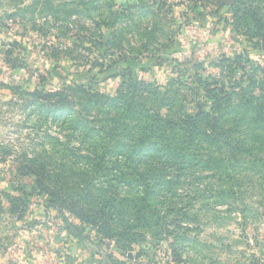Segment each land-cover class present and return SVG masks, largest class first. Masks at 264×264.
Here are the masks:
<instances>
[{
    "label": "rangeland",
    "instance_id": "1",
    "mask_svg": "<svg viewBox=\"0 0 264 264\" xmlns=\"http://www.w3.org/2000/svg\"><path fill=\"white\" fill-rule=\"evenodd\" d=\"M253 10L262 16L264 0H0V264H28L30 252L41 254L37 264H68L83 252L98 264H264V26ZM135 80L146 87L125 86ZM119 92L142 116L210 119L179 171L156 164L152 151L129 157V147L156 138L177 147L179 130L140 137L146 122L130 124L104 162L119 157L140 176L122 181L125 202L111 225L119 235L107 239L77 219L65 191L88 181L77 168H89L90 140L116 145L113 135H73L71 122L100 129L112 109L89 96ZM55 105L72 116L53 113ZM213 129L222 143L211 146L203 133ZM140 179L158 199L130 216L131 200L146 194Z\"/></svg>",
    "mask_w": 264,
    "mask_h": 264
},
{
    "label": "trees",
    "instance_id": "2",
    "mask_svg": "<svg viewBox=\"0 0 264 264\" xmlns=\"http://www.w3.org/2000/svg\"><path fill=\"white\" fill-rule=\"evenodd\" d=\"M251 14V19L256 24V26L258 28L263 27L264 13L261 16L258 10H253ZM198 83H200V85L205 90L208 88L207 83L202 82L201 79L198 80ZM125 86L134 91L138 87L145 85L141 81L135 80L134 82L128 85L126 84ZM262 88L263 95L261 97L264 98V83L262 84ZM239 91L243 92L245 90L240 88ZM56 94L61 98L63 97L62 93L58 92ZM33 95L36 98H40L42 100L48 99V97L44 96L43 93L35 92ZM250 98L254 99L253 97ZM89 100L90 101L88 103L94 104L97 106V108L104 109L105 107H110L113 114L109 117L99 119L97 122L102 126L97 130L88 129L83 121L74 119L71 122L72 134L79 135L81 139L85 140L88 137L92 139V136L95 133L99 134L97 135L98 140L103 138L100 136V134H106L107 137L113 135L116 145H112L108 141V138L100 142L90 140L87 151L92 153L93 157H87V160H89V168H77L79 173H85L83 176H88V181L83 183L82 188H80V185L77 184V182H74L72 186L66 187L65 194L66 200L73 202V204L76 205L77 208L75 211V216L81 223L96 227L99 232H101L107 239H112L117 237L119 234L114 231L116 229H113L111 225L116 223L117 218L121 216V208L123 207V202H125V199H121L118 193L121 191V185L123 186L122 181L129 180L127 178L130 177L128 174L129 171L136 173L134 175L135 180H138L136 179V176L140 175H137L139 168L136 165H133V168H128L126 165L118 163L119 157L115 159L114 165L106 166L104 157H106L108 152L119 150L120 146L122 147L120 144V138L126 134V130L129 129L128 127L130 124H134V126L137 127L139 122H146L140 137L144 136L148 130L152 131L151 129H154V131H152V133H154L156 130L164 129L166 127L171 129L169 134L171 137H174V134L176 133H174L172 130H179L181 133V141L178 143L177 147H172L169 144L159 143V141L156 140L157 138L149 146L142 147L141 145L136 151H133L136 149V147H129L132 152L129 156L130 158H132L133 154L145 155L152 151L153 160L156 164L160 163L164 168L167 162H172L170 167H177L179 171L185 166V164L191 165L193 162L194 154L193 149L190 148L191 144L189 142H191L192 138L198 134L200 130L198 128L200 125L206 122L208 118L210 119V116L205 113H199L194 116L185 115L183 119L179 120L178 124H173L171 122H164L158 113H152L149 115L147 112H145V115L142 116V113L139 110V102L135 101L132 97H128L122 92H119L116 97L112 98L90 95ZM210 100H212V107L217 106V101L214 99V97H210ZM56 106L57 105H55L53 109V113L59 112L65 113L66 115L69 114L70 117L72 116V111L70 109H66L63 106ZM154 126L156 128H154ZM201 132L202 131L200 130V133ZM164 133H166V131H164ZM219 135L220 134L217 133L216 129H213L210 133H203L205 141L210 142L209 145L211 146H213V144L218 145L222 143L219 139ZM166 140L173 142V138L170 137ZM196 147L199 148V146ZM144 166L146 167L147 165H143V167ZM152 170L155 171L156 168H153ZM97 179L103 180V185L99 188L96 187L94 183ZM139 181H142V179ZM142 182V189L146 192V194L139 195L135 197V199L131 200V203H134V205H129L130 216H135L141 213L148 204V199H150L153 204H155L156 200L158 199L156 197V189L153 187L151 188L148 181L143 179ZM92 191H96L97 194H94ZM16 201L20 203L19 200ZM143 216L145 215L143 214ZM76 237L81 238L80 234L76 235Z\"/></svg>",
    "mask_w": 264,
    "mask_h": 264
},
{
    "label": "crops",
    "instance_id": "3",
    "mask_svg": "<svg viewBox=\"0 0 264 264\" xmlns=\"http://www.w3.org/2000/svg\"><path fill=\"white\" fill-rule=\"evenodd\" d=\"M78 251H79V249H78ZM60 254L63 257L67 258V256L65 255L66 254L65 247L62 246V248H60ZM70 254H72V253H70ZM70 254H67V255L69 256ZM24 255H25L24 261H26L28 264H32V263L37 264L39 262L40 257H41V254L38 252L25 253ZM75 256H76V254L74 255L73 259H70L68 264H98L97 260L95 258L93 260L92 256L86 252H83L82 255H78L77 257H75ZM30 258H32V259H30Z\"/></svg>",
    "mask_w": 264,
    "mask_h": 264
},
{
    "label": "water",
    "instance_id": "4",
    "mask_svg": "<svg viewBox=\"0 0 264 264\" xmlns=\"http://www.w3.org/2000/svg\"><path fill=\"white\" fill-rule=\"evenodd\" d=\"M262 50H263V52H264V42L262 43Z\"/></svg>",
    "mask_w": 264,
    "mask_h": 264
}]
</instances>
